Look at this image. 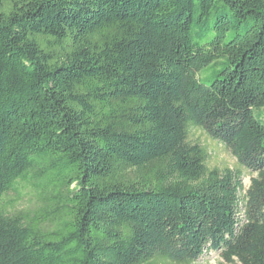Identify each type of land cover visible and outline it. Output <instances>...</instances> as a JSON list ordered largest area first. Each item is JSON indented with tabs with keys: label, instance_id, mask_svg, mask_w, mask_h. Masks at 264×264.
I'll use <instances>...</instances> for the list:
<instances>
[{
	"label": "trees",
	"instance_id": "16d2710c",
	"mask_svg": "<svg viewBox=\"0 0 264 264\" xmlns=\"http://www.w3.org/2000/svg\"><path fill=\"white\" fill-rule=\"evenodd\" d=\"M209 251L264 264V0H0V264Z\"/></svg>",
	"mask_w": 264,
	"mask_h": 264
},
{
	"label": "rangeland",
	"instance_id": "374dc122",
	"mask_svg": "<svg viewBox=\"0 0 264 264\" xmlns=\"http://www.w3.org/2000/svg\"><path fill=\"white\" fill-rule=\"evenodd\" d=\"M205 83H210L213 80V76H209L203 79ZM190 140L194 143H200L208 153V157L206 160V164L208 168H219L225 169L230 168L233 170H240L242 173V180L245 189H247L253 177L256 176L255 172L246 169L241 166L237 160V158L232 154V152L223 144L213 140L210 136H208L202 129L197 127H192L190 131ZM9 199H14L12 202L7 204L9 211H17L24 210L30 207H33L35 204V196L33 192L26 188L23 190L20 198H16L14 193H11L7 201ZM173 264V263H172ZM194 264H229L225 262L220 256L219 252L209 251L205 253L199 260H197ZM238 264V263H236Z\"/></svg>",
	"mask_w": 264,
	"mask_h": 264
}]
</instances>
